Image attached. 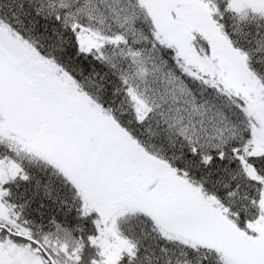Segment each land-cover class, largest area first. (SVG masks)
<instances>
[{
	"label": "snow or ice",
	"instance_id": "obj_1",
	"mask_svg": "<svg viewBox=\"0 0 264 264\" xmlns=\"http://www.w3.org/2000/svg\"><path fill=\"white\" fill-rule=\"evenodd\" d=\"M0 264H264V0H0Z\"/></svg>",
	"mask_w": 264,
	"mask_h": 264
}]
</instances>
